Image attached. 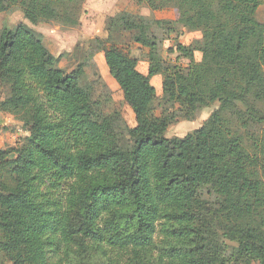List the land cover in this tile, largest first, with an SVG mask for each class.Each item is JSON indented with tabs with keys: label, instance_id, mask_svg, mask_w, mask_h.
Here are the masks:
<instances>
[{
	"label": "trees",
	"instance_id": "16d2710c",
	"mask_svg": "<svg viewBox=\"0 0 264 264\" xmlns=\"http://www.w3.org/2000/svg\"><path fill=\"white\" fill-rule=\"evenodd\" d=\"M86 0H0V14L32 25H77ZM176 8L175 25L198 32L176 50L185 70L159 68L155 88L137 61L103 54L135 126L106 113L81 84L82 66L57 68L25 24L0 32V113L31 124L18 148L0 150V259L8 264H264V0H133ZM163 21L120 13L113 31L156 48ZM199 53L200 61H194ZM203 125L166 138L177 109ZM176 107V108H175ZM231 244L229 257H224Z\"/></svg>",
	"mask_w": 264,
	"mask_h": 264
},
{
	"label": "rangeland",
	"instance_id": "374dc122",
	"mask_svg": "<svg viewBox=\"0 0 264 264\" xmlns=\"http://www.w3.org/2000/svg\"><path fill=\"white\" fill-rule=\"evenodd\" d=\"M120 13L144 17L149 21H163V28L152 27L156 36V48L149 50L133 42L135 33L113 31L110 21ZM179 11L176 8L154 10L146 6H137L133 0H86L77 18V25L72 27L61 24L39 23L32 25L24 19L21 11L13 10L0 14V32L2 29H14L25 24L36 35H40L49 52L58 60L57 68L69 74L81 65L83 76L81 84L93 91V100L100 103L106 113L119 111L129 128L135 126L134 117L122 99L121 91L109 76L103 54L113 50L137 61V70L144 74L155 88L156 96L150 105L151 117L163 116L162 76L150 75V71L161 68L177 67L185 70L190 61L177 50L178 45L190 47L201 35L188 28L175 25ZM256 20L264 23V5L256 13ZM200 54H194V61H200ZM5 96L0 88V100ZM216 105L200 111L192 121L181 118L178 110L170 109L168 114L175 115L169 124L166 138H183L203 125ZM176 108V107H175ZM31 124L0 113V150L9 152L18 148L30 135ZM224 257H229L231 244H226ZM0 264H8L0 259ZM226 264H240L235 258H228Z\"/></svg>",
	"mask_w": 264,
	"mask_h": 264
},
{
	"label": "crops",
	"instance_id": "0c3cea01",
	"mask_svg": "<svg viewBox=\"0 0 264 264\" xmlns=\"http://www.w3.org/2000/svg\"><path fill=\"white\" fill-rule=\"evenodd\" d=\"M141 73V72H140ZM143 74V73H142ZM144 75V74H143Z\"/></svg>",
	"mask_w": 264,
	"mask_h": 264
}]
</instances>
